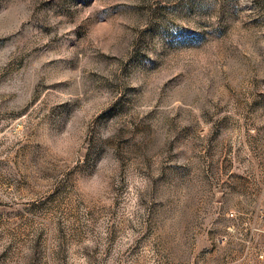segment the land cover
Listing matches in <instances>:
<instances>
[{
	"label": "rangeland",
	"instance_id": "obj_1",
	"mask_svg": "<svg viewBox=\"0 0 264 264\" xmlns=\"http://www.w3.org/2000/svg\"><path fill=\"white\" fill-rule=\"evenodd\" d=\"M0 264H264V0H0Z\"/></svg>",
	"mask_w": 264,
	"mask_h": 264
}]
</instances>
